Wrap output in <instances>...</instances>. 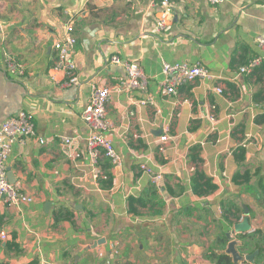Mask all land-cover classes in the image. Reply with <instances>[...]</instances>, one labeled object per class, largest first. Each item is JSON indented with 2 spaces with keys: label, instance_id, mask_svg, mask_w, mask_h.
<instances>
[{
  "label": "crops",
  "instance_id": "crops-1",
  "mask_svg": "<svg viewBox=\"0 0 264 264\" xmlns=\"http://www.w3.org/2000/svg\"><path fill=\"white\" fill-rule=\"evenodd\" d=\"M172 1L173 22L160 33L153 0H0V125L32 111L36 129L7 162L11 182L34 202L0 199L9 234L0 239V264H215L207 257L212 246L223 253L237 240L245 255L264 237V63L240 72L262 53L264 0ZM69 25L76 87L50 77L54 43ZM114 55L142 65L147 92L117 89L125 69L110 62ZM8 57L26 67L24 75L9 72ZM164 62L199 63L216 77L164 95ZM94 84L113 88L107 135L120 166L102 158L95 168L62 151L64 136L85 151L90 129L82 113ZM148 96L155 104L141 105ZM142 165L162 179L155 185ZM244 207L255 231L242 238L235 227Z\"/></svg>",
  "mask_w": 264,
  "mask_h": 264
},
{
  "label": "built area",
  "instance_id": "built-area-1",
  "mask_svg": "<svg viewBox=\"0 0 264 264\" xmlns=\"http://www.w3.org/2000/svg\"><path fill=\"white\" fill-rule=\"evenodd\" d=\"M225 0H208L211 5L217 6ZM152 7L157 10L156 28L158 32L165 31L173 22L174 5L172 0H153ZM73 26L67 28L65 39H58L54 43L56 51V60L50 70L51 79L62 86H79L81 84L77 66L72 58L76 39L73 37ZM256 43L261 50V54L249 61L248 64L240 68L241 73L251 74L256 68L264 63V33L256 38ZM110 62L121 65L125 69V74L119 79L118 90L131 92H147L150 84V77L146 74L144 68L138 61L125 60L114 55ZM6 66L13 75H24L26 67L19 64L13 57H8ZM163 80L160 81V92L164 95H176L182 86L196 82L197 80H214L215 75L201 64L163 63ZM113 91V88H111ZM111 89L92 85V92L89 105L82 113L83 122L90 129V134L86 140L85 151L74 145V140L69 136L61 137L62 151L68 155L71 160H80L85 156L89 159L93 167H97L102 158L108 159L113 166H120L122 156L116 150L113 141L107 135L113 127L111 121L107 119V105L110 98ZM217 92L223 93L222 87L216 89ZM141 105H154L153 96L139 101ZM209 118L215 121L214 111L216 106H212ZM35 115L32 111H20L18 114L8 118L0 125V199L7 206H16L21 204H31L34 202L33 197L25 194L21 186L12 183L8 177L7 162L13 151L16 142H23L25 139L35 137L36 129L34 123ZM167 137H163L166 140ZM40 143L44 139L38 138ZM142 169L150 173L152 182L156 185L161 179L160 174H153L145 165ZM95 177H103L98 171ZM107 179V177H103ZM243 221V220H242ZM241 221V222H242ZM255 230L250 229L245 233H253ZM9 234L0 224V239L7 240ZM115 243L111 244V250H116ZM105 252H100L103 257Z\"/></svg>",
  "mask_w": 264,
  "mask_h": 264
},
{
  "label": "trees",
  "instance_id": "trees-1",
  "mask_svg": "<svg viewBox=\"0 0 264 264\" xmlns=\"http://www.w3.org/2000/svg\"><path fill=\"white\" fill-rule=\"evenodd\" d=\"M133 202H134V199H132V203ZM245 235L246 234H243L242 238H245ZM255 239H256V249L252 250L250 254L256 251H259V254L254 260V263L247 262L246 264H264V246L262 245L264 237L260 235L259 238H255ZM226 242H227V237L225 234L219 236L216 240V244H218L221 247H223L226 244ZM207 257L215 264H233V261L230 255L219 252L215 245L212 246V248L209 250Z\"/></svg>",
  "mask_w": 264,
  "mask_h": 264
},
{
  "label": "water",
  "instance_id": "water-1",
  "mask_svg": "<svg viewBox=\"0 0 264 264\" xmlns=\"http://www.w3.org/2000/svg\"><path fill=\"white\" fill-rule=\"evenodd\" d=\"M8 177L10 180V177L12 175L8 173ZM11 181V180H10ZM245 210V217L242 222H240L236 227L235 230L239 233L245 234L248 230L251 229L250 222H249V210L244 207ZM229 238L232 239L231 235H229ZM239 241L237 240H231L230 244L228 245V249L226 252H223L225 254H232L234 264H245V262L254 263L255 257L258 254V251L251 253V254H243L241 255L239 252H237V246L239 245ZM229 255V254H228Z\"/></svg>",
  "mask_w": 264,
  "mask_h": 264
}]
</instances>
